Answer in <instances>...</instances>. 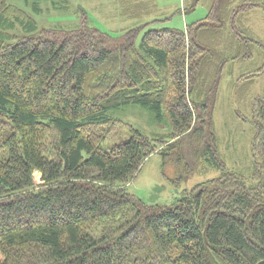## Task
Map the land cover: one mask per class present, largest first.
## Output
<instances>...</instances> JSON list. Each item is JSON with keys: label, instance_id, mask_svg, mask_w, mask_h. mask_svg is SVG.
I'll return each instance as SVG.
<instances>
[{"label": "trees", "instance_id": "1", "mask_svg": "<svg viewBox=\"0 0 264 264\" xmlns=\"http://www.w3.org/2000/svg\"><path fill=\"white\" fill-rule=\"evenodd\" d=\"M200 1L186 0L185 13ZM254 10L264 13V0H214L185 30L152 28L138 44L147 24L118 36L85 22L38 31L33 18L0 0V264L263 260L264 95L252 99L244 118L253 130L248 185L221 158L216 99L210 103L217 76L203 80L207 55L218 73L228 61L252 58L254 48L264 53V41L244 23ZM17 25L29 34L14 33ZM263 72L245 76L241 95ZM131 103L159 119L168 113L171 135L152 139L132 129L129 139L103 150L110 112ZM183 134L202 144L200 157L219 175L173 206L128 193L123 185L145 160Z\"/></svg>", "mask_w": 264, "mask_h": 264}, {"label": "rangeland", "instance_id": "2", "mask_svg": "<svg viewBox=\"0 0 264 264\" xmlns=\"http://www.w3.org/2000/svg\"><path fill=\"white\" fill-rule=\"evenodd\" d=\"M213 1L201 0L195 9L185 13L186 0H7L8 4L33 18L38 31L50 28L71 30L85 22L92 28L118 36L136 27L143 29L147 24L138 37V44L144 33L152 28L185 30L188 24L197 23L208 15ZM244 23L252 28L255 39L264 41V13L261 10L250 12ZM193 30L191 29L192 32ZM13 32L19 35L29 34L21 25H17ZM196 50L194 61L201 54L200 48L198 51L196 47ZM253 53L252 58L235 59L221 65L219 75V72L215 73L217 64L213 65L207 55V76L203 79L208 85L209 80H215L217 76L215 91L210 93V103L213 104L214 98L216 99L215 108L211 112L221 158L226 167L241 175L248 185H253L254 182L251 179L254 162L251 151L253 130L244 118L248 116L252 99L264 95V72L255 78L250 89H244L242 95L239 92L243 88L241 86L248 82L244 80L245 76L260 72L264 66V53L256 48ZM201 65V68L204 67V61ZM195 66L197 67V62ZM236 110L241 112L237 114ZM110 115L114 121L102 128V131L108 132V138L102 144L103 150L129 139L132 129H137L152 139H168L172 132L168 113H163L159 119L152 110L139 104H128L111 111ZM198 121L197 126L200 128ZM192 137L183 134L169 139L159 147L157 153L145 160L140 171L123 187L148 204L173 206L185 191L216 178L219 171L200 157L204 147L202 144L193 145ZM168 144H172V148L160 153ZM34 178L37 184L42 182L40 173L35 172Z\"/></svg>", "mask_w": 264, "mask_h": 264}, {"label": "water", "instance_id": "3", "mask_svg": "<svg viewBox=\"0 0 264 264\" xmlns=\"http://www.w3.org/2000/svg\"><path fill=\"white\" fill-rule=\"evenodd\" d=\"M257 264H264V259L258 262Z\"/></svg>", "mask_w": 264, "mask_h": 264}]
</instances>
